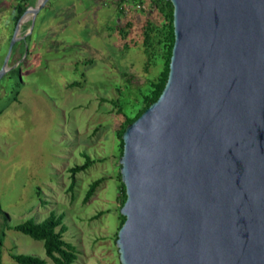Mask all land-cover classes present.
Returning a JSON list of instances; mask_svg holds the SVG:
<instances>
[{
	"label": "water",
	"instance_id": "95a60500",
	"mask_svg": "<svg viewBox=\"0 0 264 264\" xmlns=\"http://www.w3.org/2000/svg\"><path fill=\"white\" fill-rule=\"evenodd\" d=\"M165 1V83L120 136L119 263L264 264V0Z\"/></svg>",
	"mask_w": 264,
	"mask_h": 264
},
{
	"label": "rangeland",
	"instance_id": "374dc122",
	"mask_svg": "<svg viewBox=\"0 0 264 264\" xmlns=\"http://www.w3.org/2000/svg\"><path fill=\"white\" fill-rule=\"evenodd\" d=\"M18 2L0 0V66ZM117 7L108 0H48L31 28L30 17L19 23L10 69L0 79V264H17L11 255L18 254L54 264L42 242L14 229L50 213L62 215L71 264H120L119 131L143 107L149 83L163 79L168 55L167 29L148 12L152 5L139 12ZM145 33H152L148 47ZM86 160L71 177L69 170Z\"/></svg>",
	"mask_w": 264,
	"mask_h": 264
},
{
	"label": "trees",
	"instance_id": "16d2710c",
	"mask_svg": "<svg viewBox=\"0 0 264 264\" xmlns=\"http://www.w3.org/2000/svg\"><path fill=\"white\" fill-rule=\"evenodd\" d=\"M29 1L30 0H19V2L16 4L15 6L16 14L14 21H17L19 16L27 7L28 3H30ZM151 5L152 7L150 8V10H148V12H150V14L154 13V16L159 21L162 22V26H165L167 29L166 34L162 36L163 39L165 40V45L167 47V55H168L167 63H168L170 50L173 43V34H172V25H171L172 7L170 3L165 0H151ZM117 6L118 4L116 5V7ZM145 25L149 27V29H147V32L152 31L151 21L145 20ZM151 34L149 35V33H145V46L147 47L150 45ZM16 72L17 70L13 69L8 72L9 73L8 76L15 74ZM166 74H167V70H165L163 79L160 82H157L154 85L152 83H149V91L147 92V94L142 96L144 100L143 107L140 110H138L132 117L130 118L126 117L124 119V125H128L133 120H135L143 112V110L148 107V105H150L152 102H154L157 99L165 83ZM123 130L124 127L121 129V131H119V137L121 136ZM119 146L121 147V140ZM87 164L88 163L86 160V163H84L82 166L72 167L69 170L71 177L76 172L85 169L88 166ZM96 184L97 182H94L89 186L88 190L85 193V198H84L85 200L88 199L90 195L93 193ZM68 189L69 191H71L72 182L70 183ZM120 192L122 195V200H121V205H122L125 200L124 187L122 183H120ZM61 220H62V215L55 216L53 213H50L45 219H43L40 222L34 223L32 219H27L24 222L15 225L14 229L17 232L29 237L34 241L42 242L44 255L48 259H50L54 264H71L75 258L74 248L69 243H66L62 240V233L65 231V227L62 225ZM123 221L124 218L121 217V221L119 224L120 226L123 223ZM0 245H1V240H0ZM11 258L17 264H46L44 260L30 255H23V254L11 255Z\"/></svg>",
	"mask_w": 264,
	"mask_h": 264
},
{
	"label": "built area",
	"instance_id": "2783aa9c",
	"mask_svg": "<svg viewBox=\"0 0 264 264\" xmlns=\"http://www.w3.org/2000/svg\"><path fill=\"white\" fill-rule=\"evenodd\" d=\"M115 3V6L118 4V8L121 7H130L131 9L139 12L144 10L146 6H151V0H108Z\"/></svg>",
	"mask_w": 264,
	"mask_h": 264
}]
</instances>
